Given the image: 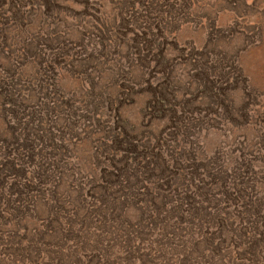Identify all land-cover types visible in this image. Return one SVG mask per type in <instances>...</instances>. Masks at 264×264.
<instances>
[{"label":"rangeland","instance_id":"1","mask_svg":"<svg viewBox=\"0 0 264 264\" xmlns=\"http://www.w3.org/2000/svg\"><path fill=\"white\" fill-rule=\"evenodd\" d=\"M0 264H264V0H0Z\"/></svg>","mask_w":264,"mask_h":264}]
</instances>
